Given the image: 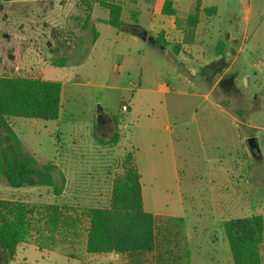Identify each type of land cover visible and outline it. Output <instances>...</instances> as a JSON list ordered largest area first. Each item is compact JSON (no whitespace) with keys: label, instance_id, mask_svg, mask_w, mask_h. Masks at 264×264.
I'll return each mask as SVG.
<instances>
[{"label":"rangeland","instance_id":"rangeland-1","mask_svg":"<svg viewBox=\"0 0 264 264\" xmlns=\"http://www.w3.org/2000/svg\"><path fill=\"white\" fill-rule=\"evenodd\" d=\"M164 1L139 0L133 10L140 14L133 19L132 26L124 27L125 30L141 33L147 29L152 14L160 15ZM173 2L178 14H183L192 12L195 0ZM52 5L47 0H0V76H36L39 68L46 66V78L63 82L58 119L10 120L24 151L31 155L35 152L39 166L52 164L55 181L58 185L63 183V190L59 196H54L50 188L13 189L0 180V198L24 200L30 204L104 207L108 205L113 181L122 175L123 162L131 155V115L122 112L121 105L133 95L135 75L122 71L118 76L110 71L113 62L120 64L112 59L114 38L100 40L95 51L84 43L76 54L67 56L60 39L53 37L55 32L44 25L50 18L59 19V11H53ZM212 6L216 8L215 15L204 17L201 12L203 18L198 33L210 34L204 42L197 43L199 58L198 63H194L192 81L195 90L204 93L207 91L200 84L202 76L204 83L220 79L209 101L221 105L222 110L235 118V123L216 107L208 108L206 102L201 104L200 97L180 95L177 80L172 81L170 75L164 82L172 89L170 93H175L164 96V101L173 95L174 104H177L167 107L168 121L164 116L166 107L162 96L156 94L155 98L162 114L156 121L157 127L163 128L167 122L172 129L171 135L179 136L180 140L187 128V137L192 142L185 147L181 143L177 149L176 179L145 187L149 190L145 196L146 210L165 217L173 216L163 220L180 232L183 253L180 264H205L217 256L229 257L223 222L253 214L264 216V183H261L264 182V0H201V11ZM78 15L73 5L69 17L72 21L68 23L76 24ZM125 18L129 19L128 12ZM13 29H22L32 38L33 44L46 48V58L39 57L33 47L27 49L22 61L16 62L5 39V32ZM219 41L224 43L223 55L215 49ZM154 51L157 55V47ZM62 61L66 63L64 68L53 65V62ZM200 61L206 65L201 67ZM213 61L215 66L209 67ZM224 63L229 66L226 75H222ZM40 75L43 77L41 72ZM98 84L118 86V89H100ZM99 110L104 115L98 119ZM219 112L228 122L219 117ZM194 116L195 122H192L190 119ZM107 118H113L118 125L120 137L115 146L98 142V139H109L114 131ZM249 137L257 140L259 152L255 155L246 146ZM163 151L165 155V149ZM46 243L48 245L42 250L34 242L20 244L12 260L1 253L0 264H126L118 256L87 254L84 236L74 242L70 235L55 237L52 243Z\"/></svg>","mask_w":264,"mask_h":264},{"label":"trees","instance_id":"trees-1","mask_svg":"<svg viewBox=\"0 0 264 264\" xmlns=\"http://www.w3.org/2000/svg\"><path fill=\"white\" fill-rule=\"evenodd\" d=\"M78 1L84 4L83 12L90 11L91 3H97L108 12L106 22L124 31V27L129 25L123 23V13H135L129 7H123L118 0ZM131 2L135 3V0ZM172 4L171 0H165L160 12L174 17L175 28L182 32L183 43L193 41L201 12L205 16L216 13L213 6L201 11V0H195L192 12L179 16ZM5 34L16 62L22 61L27 49L33 47L39 57L46 58L47 49L33 44L32 38L22 29L9 30ZM154 43L157 47L164 44L160 36ZM215 49L222 55L224 43L219 41ZM64 64L65 61L53 62L54 66ZM227 66L226 63L222 65L223 69ZM60 93L61 82L45 80L40 72L36 76H0V180L11 188L46 187L52 189L54 196L61 194L63 183H56L53 165L39 166L35 157L24 151L10 123L13 118L56 120L59 117ZM119 137L118 129H115L109 139H98V142L104 146H115ZM122 166L123 173L113 181L108 205L104 207L30 204L24 200L0 198V249L7 260L14 258L20 244L34 242L42 250L48 245L46 241L52 243L55 237L70 235L72 242L84 236L85 252L89 255H114L124 259L126 264H180L183 259L180 232L174 225L143 209L133 151ZM223 229L233 264H264L261 255L264 216L253 214L228 219L223 222Z\"/></svg>","mask_w":264,"mask_h":264},{"label":"crops","instance_id":"crops-1","mask_svg":"<svg viewBox=\"0 0 264 264\" xmlns=\"http://www.w3.org/2000/svg\"><path fill=\"white\" fill-rule=\"evenodd\" d=\"M47 1L53 4L51 8L53 9V11L58 9L60 16L59 19L50 18L51 20L48 23H44V25L47 27V30H50L52 33L53 31L55 32L53 37L55 36L57 37V39H60V41L62 42V46H65L67 56L76 54L78 49H80V47L82 48L84 43H88V45H90L91 47L90 50L95 51L96 45L100 42V40L104 38L106 40L114 38L115 47L113 48L112 59H116L120 64H114L113 62L110 67V71L117 74L118 76L122 71H124L127 75L132 72L135 75L134 77L136 82L135 84H132L134 88V90L132 91L133 95L127 98V100L124 102L126 103L125 105H121V107L123 105L127 107L126 110H122L121 108V111L129 112V115H131L129 146L132 149L131 151H133L135 165L139 173L143 209L145 212L150 213L155 217H159L161 219H172L173 216L165 217L160 214L151 213L146 210L145 206V196L149 191L145 189V187L154 185V183H164L165 181L173 178L176 179L178 177L176 169L177 149L179 148V145L181 143L184 147L192 145L189 137H187V128L185 129V132L182 136L183 140H180L181 138H179V136H176L175 138L174 135H171L172 129L167 122L165 123L163 128L157 127L156 121L158 118L161 119L162 114L160 113V107L156 104L155 101L156 94L162 96L164 107H166V113L164 114L166 121H168L167 107L177 104V102H175L174 104V98L172 97L173 95H170L171 97L167 102L164 101V96L175 93H170L172 89L168 88L166 82H164L165 77L170 75L172 81L177 80L176 87L179 89L180 95L200 97L202 99L201 104H204V102H206L208 108L216 107L217 109H219V111H223V113H225L226 116L231 119V122L235 123L236 121L230 113H228L226 110H222L223 107H221V105H219L216 101H209V95L211 94L213 88L220 82V79H217L213 83L212 81H207V83H204V77L202 76L200 84L204 85L206 89L205 91H207L204 93L195 90L196 87L194 86L192 81V77L195 73L194 63H198L199 58L197 56L198 53H196V51L198 52L197 43L204 42L207 35L210 34L208 33L202 36L198 33L200 27L199 23L203 18V14L200 13L199 15V22L196 27L194 39L191 43L182 42L183 35L181 31L175 28L174 17L162 15L161 12L160 15L157 16H153L152 14V18L147 25V29L142 30L146 33L147 36H151L153 38V41L149 42L147 41V38H142L140 36V33L136 34L133 32H127L108 24L106 22V20L108 19L107 10L99 7L97 3H91L90 11L83 12L82 10L85 9V7L83 6L84 4L78 2V0ZM118 1L123 7H129V9L133 10V8H137V3L139 0H135V3H132L131 0ZM144 1L150 2V0ZM171 1L173 3V8L176 10L177 8L174 7L175 3L173 2V0ZM73 5L79 14L75 19V21L77 22L76 24L68 23L69 17H71V9ZM125 13L126 12L123 13L121 18L123 23L126 25H133V19L136 17V15L140 14L139 11L135 10V13L129 14V19L127 20L125 18ZM147 13H149L148 9ZM188 13L189 12L178 14L177 12V15L185 16ZM100 14H102V16ZM51 15L52 14L50 13V16ZM204 17L211 16L204 15ZM71 27L76 28L73 29ZM78 27L81 30H79ZM70 32L73 33L72 36H70ZM50 36L52 37V34H50ZM157 36H160L163 40L164 44L162 47H157V45L154 43V40ZM156 47L158 50L157 55H155L156 53L154 51ZM64 57L66 58V56ZM215 64V61H213L209 64V67L215 66ZM199 65L203 67L206 64H204V62L201 63L200 61ZM42 67L43 66H41L39 69L43 74V79L56 80L46 78L45 75L48 73V71L45 69L46 66H44V68ZM62 68H64V66ZM228 70L229 66L225 68L222 75L228 74ZM202 74L203 73H201V75ZM117 81L119 82V79ZM60 82L61 107L63 82ZM97 88L118 89V86H105L103 84H98ZM122 89L132 90V88ZM201 104L199 106H201ZM219 114L220 118L227 121V118L224 115H222L220 112ZM102 115H104V113L102 112V110H99L98 119L102 118ZM209 117L212 118V115H209ZM106 120L107 123H110V126L111 124H113L114 131L118 128V125L117 123H115L113 118H107ZM190 120L192 122H195V116ZM93 121L95 122V119H93ZM164 133L166 134L165 136L163 135ZM198 137L200 144L202 145V138L199 135ZM163 149H165V155L163 154ZM167 151H169V154L166 155ZM32 154L34 157L36 156L35 152ZM18 248L19 246L17 247V250ZM262 249H264V244H262L261 255ZM0 253L4 252L0 249ZM262 259H264V255H262ZM197 260L198 259L196 258V261ZM205 264H233V261L230 256L228 257V255L225 257L217 256L215 257V259L210 260L209 263L206 261Z\"/></svg>","mask_w":264,"mask_h":264},{"label":"water","instance_id":"water-1","mask_svg":"<svg viewBox=\"0 0 264 264\" xmlns=\"http://www.w3.org/2000/svg\"><path fill=\"white\" fill-rule=\"evenodd\" d=\"M140 36L142 38H147V41H149V42H152L153 41V38L151 36H147L144 31H142L140 33ZM245 143H246V146H247L249 152L252 155H255L256 153L259 152V147H258L257 140H256L255 137H249V138H247L246 141H245Z\"/></svg>","mask_w":264,"mask_h":264},{"label":"built area","instance_id":"built-area-1","mask_svg":"<svg viewBox=\"0 0 264 264\" xmlns=\"http://www.w3.org/2000/svg\"><path fill=\"white\" fill-rule=\"evenodd\" d=\"M121 108H122V110H126L127 109V107L124 106V105Z\"/></svg>","mask_w":264,"mask_h":264},{"label":"flooded vegetation","instance_id":"flooded-vegetation-1","mask_svg":"<svg viewBox=\"0 0 264 264\" xmlns=\"http://www.w3.org/2000/svg\"><path fill=\"white\" fill-rule=\"evenodd\" d=\"M0 255H1V253H0ZM0 260H1V256H0Z\"/></svg>","mask_w":264,"mask_h":264}]
</instances>
